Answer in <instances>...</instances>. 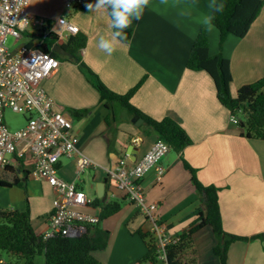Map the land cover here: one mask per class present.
Segmentation results:
<instances>
[{
    "label": "crops",
    "instance_id": "1",
    "mask_svg": "<svg viewBox=\"0 0 264 264\" xmlns=\"http://www.w3.org/2000/svg\"><path fill=\"white\" fill-rule=\"evenodd\" d=\"M216 1L214 0L215 4ZM212 2L213 0H168L167 4H161L160 0H150L143 18L132 22L131 41L117 44V50L111 56L97 47L100 36L111 37L108 17L88 10L84 15L75 16V19L80 21L81 32L88 37L87 47L81 55L107 86L115 92L126 93L144 76H148L132 98V104L157 120L173 118L193 141L192 145L170 159L168 164L165 162L167 172L162 180L157 179L154 170L143 179L147 201L158 204L156 213L167 234L178 236L185 232L201 207L200 197L191 183V175L183 166V156L198 170V177L203 184H213L220 188L219 204L224 230L230 234L252 237L264 233V199H257L264 198V141L242 137L238 123L231 120V112L219 102L210 75L205 71L191 72L186 68L201 28L207 29L210 39H215L219 34L214 27L209 30L201 23L203 17L209 14L208 5ZM88 3H95V0H86L85 7ZM66 4L67 0H40V4L31 0L28 13L47 21L65 14L73 18L74 13ZM222 51L230 59L233 96H237L241 87L263 78L264 9L248 34L242 39L228 37ZM218 53L219 48L214 50L210 47L211 55ZM61 62L59 70L45 81L44 86L57 107L64 111L68 112L69 108L92 109L85 118L70 117L78 147L101 165L91 172L96 196L98 183L104 182L106 177L104 167L118 162L129 153L131 147V158L141 159L155 145L158 136L153 133L147 139L143 138L138 134L140 131L145 132L143 124L137 126L132 121L133 117L127 120L129 118L121 113L117 153L110 154L104 137L107 110L99 105L98 91L75 63ZM100 168L102 171L97 170ZM75 169V160L70 158L69 163L61 168L63 178L73 180ZM9 174L16 176L8 168L0 170V180L12 182L15 176L10 180ZM112 187L113 184L109 182L108 188L105 186L106 192L110 193ZM3 188L13 190V187ZM28 191L33 195H42L44 199V206L39 208L40 213L44 214L38 220L31 216L37 234L41 235L49 229L48 226L45 227V220L53 208L54 191L46 181L30 177ZM5 197L0 193V210H17L8 207ZM117 200H124L131 207L121 221L109 259L101 257L100 261L103 264H137L146 254L147 245L139 236L132 234V231L141 229L153 234L152 223L127 199L118 197ZM139 216H142L143 224L139 223ZM38 227L43 228L40 233L37 231ZM124 245L132 247V251L128 254L123 252ZM195 249L198 250L196 257L201 264L200 244H196ZM0 257L6 262L9 259L5 253H0ZM228 264H264V241H239L232 244L228 251Z\"/></svg>",
    "mask_w": 264,
    "mask_h": 264
},
{
    "label": "trees",
    "instance_id": "2",
    "mask_svg": "<svg viewBox=\"0 0 264 264\" xmlns=\"http://www.w3.org/2000/svg\"><path fill=\"white\" fill-rule=\"evenodd\" d=\"M219 3H223L225 7L223 12L214 14L213 24L219 32L221 48L230 36L244 38L264 9V0H217L216 4ZM72 10L75 12L88 11L85 5L75 6ZM125 34L127 39L122 43H129L133 37V29L131 27L126 29ZM56 44H58V36L52 33L44 40L40 48L45 52H52ZM87 44V35L79 32L62 42V46L73 54V59L61 56L54 51L52 54L61 61L75 63L87 81L98 91L99 105L107 110L104 119L107 129L104 137L110 154L117 153L116 141L121 113L129 118L127 120L135 115L143 118L142 128L145 133L156 134L158 139L170 145L172 151L181 153L193 144L186 130L173 118L165 117L157 120L132 104V98L143 86L148 76H144L126 93L113 91L84 61L81 53ZM222 50L218 54H210L208 31L206 28H201L186 68L191 71H205L210 75L214 81L219 102L237 117L242 137L264 141V77L241 87L237 96H233L230 59L224 56ZM117 107L122 109L119 116H117ZM91 110V108H69L68 112L73 118L82 119L90 114ZM240 114H244V119L240 117ZM181 160L184 168L191 175V183L200 197L201 207L196 211V218L190 223L188 229L178 235L179 240L166 246V262L160 263L159 247L151 232L141 229L132 231V234L139 236L147 245L146 254L137 264H199L195 245L204 239L205 229H210L215 236L212 248L215 261L210 264H228V251L236 242L264 241V233L252 237L227 233L223 227L219 204L220 188L213 184H203L198 177V170L183 156ZM19 169L22 176L19 173L16 174L15 166H9L8 170L14 172L16 176L12 182L0 180L1 186L5 188L17 186L27 195L29 172L21 166ZM103 181L108 188V177H105ZM123 203L124 200L103 201L96 197L94 208L100 210V222L90 225L88 232L77 238L56 235L46 239L43 234H37L28 206L25 210H0V253H5L9 257L5 264H34L36 258L41 255L45 256L44 264H103L94 256L95 252L107 249L111 236L110 231L102 227V222L117 215L122 210ZM188 254L191 258L185 259Z\"/></svg>",
    "mask_w": 264,
    "mask_h": 264
},
{
    "label": "built area",
    "instance_id": "3",
    "mask_svg": "<svg viewBox=\"0 0 264 264\" xmlns=\"http://www.w3.org/2000/svg\"><path fill=\"white\" fill-rule=\"evenodd\" d=\"M30 1L0 0V170L16 166L14 159H17V169L21 166L29 172L30 178L49 183L54 191L53 208L47 218L48 232L43 236L46 239L56 235L77 238L85 235L90 225L100 222V210L94 208L97 195L90 197L78 181L88 169L101 165L78 147L70 114L58 108L48 94L44 83L59 70L62 62L53 56V50L45 52L40 47L52 33L58 36V44H62L81 29L66 15L58 17L54 24L45 18L30 16ZM85 1L67 0L66 6L73 9L84 5ZM31 24L44 29L42 39L31 38L11 53L6 47L8 36L19 42ZM56 26L62 30L58 31ZM7 108L26 114L27 126L11 132L4 122ZM231 120L237 122V117L231 115ZM170 151V145L158 139L141 159H132L130 153H126L112 166L104 167L106 177L113 184L108 198L127 199L151 221L163 262L167 260L166 246L179 238L166 233L156 213L158 204L147 201L143 179L154 170L157 179L162 180L167 170L161 162ZM65 157L75 160L76 177L73 181L59 176L61 160ZM5 262L0 257V264Z\"/></svg>",
    "mask_w": 264,
    "mask_h": 264
},
{
    "label": "rangeland",
    "instance_id": "4",
    "mask_svg": "<svg viewBox=\"0 0 264 264\" xmlns=\"http://www.w3.org/2000/svg\"><path fill=\"white\" fill-rule=\"evenodd\" d=\"M34 1H35V3L40 4V0H34ZM56 1H58V0H56ZM89 1H91V0H89ZM71 11H72V13H74L73 18H71V16L69 14H65V15L69 16L68 19L70 20V18H71V20L74 21L80 27V23H79L80 21L75 19V16L82 15V14L84 15V14H86V13H84L86 11H79V12H75V10H71ZM41 16H43V15H41ZM55 20L56 19H49V21L53 24L55 23ZM56 29L58 31L62 30L60 26L57 27ZM216 31H217V29H216ZM43 34H44V29L42 27L33 26V24H31L27 30L26 37L24 36V38L21 39L19 42H16V39L13 36H8V38L6 40V47L9 49V51L11 53H14L19 48H21L26 42H28L29 39H31V38H36L37 40L42 39ZM209 42H210V47L214 50L216 48H219V52H220V50L225 49L226 42L223 45V48H221L219 34L217 36H215V39L209 38ZM45 88H46V86H45ZM121 110L122 109L120 107H117V116L120 115ZM3 116H4V122L11 132L19 131V130H21L27 126L28 116L26 114L16 113L11 108H7L5 110ZM240 117L244 119V114H240ZM138 134L142 135V137L146 138V139L148 137L152 136V135L146 134L143 131H140ZM103 152H104V154H106L104 147H103ZM176 155H177V152L171 151L162 160L161 164L164 166V168L166 170H167V167H166L165 162H167V164H168V161ZM166 158H168V159H166ZM61 161H62V167H63L67 163H69L70 158L65 157V158H62ZM96 162L98 163V161H96ZM97 170L102 171L101 168L97 169ZM75 171H76V169H75ZM92 171H93V168H90L84 174H82L81 179H80V181H78V183L81 185V187L85 190V192L90 197H95V193H94L95 187H94V182H93V179L91 176ZM16 174L18 175V172ZM2 176H4V174H2ZM14 176L15 175H13V174H9V177L11 178L10 180H13L12 178ZM59 176L63 178L61 171L59 173ZM73 180H75V178ZM73 180H71V181H73ZM0 193L6 196L5 198L7 199L8 207L11 206L10 208H14V209L17 208V210H22V209L25 210L28 206L33 219L38 220L41 217V215L44 214V213H40V210H39L40 207L44 206V199H43L42 195H39V194L33 195V194L29 193V191H28V194L26 195L23 192V190L18 188L17 186H14L13 190L4 189L1 186V182H0ZM111 200L117 201V198L112 197ZM130 207L131 206L129 204L124 202L122 205V210L120 213H118V215H116L114 217H110L109 219L104 220L102 222V227L105 229H108L111 233V236H110L108 248L105 251L94 253V256L99 261H100L101 257H103V258L107 257V259H109L111 247L113 246L114 241L116 240V236L120 230L121 221L123 219H125V217L127 216ZM43 212H46V211H44V209H43ZM139 217H140L139 223L143 224L144 220H143L142 216H139ZM45 222H46V225H45V227H46V226H48L47 218H46ZM131 228H133L132 225H131ZM42 229L43 228L38 227V229H37L38 233H40V231ZM166 233H168V232H166ZM203 235H205L204 239L198 242V244H200V246L202 248L201 264L202 263L203 264L204 263L210 264V263H213V261L215 260V256L212 253V248H213L214 243H215V236L211 233L210 229H207V230L205 229V232ZM203 235L201 237H203ZM155 238L158 239L157 237H155ZM125 250H127V251H125ZM131 251H132V247H127L126 245H124L123 252H126L128 254V252H131ZM196 251L198 252V250H196ZM189 257L191 258V256L188 254L185 257V259H188ZM44 262H45V256L41 255V256H38L36 258L34 264H44ZM147 264H149V263H147Z\"/></svg>",
    "mask_w": 264,
    "mask_h": 264
},
{
    "label": "clouds",
    "instance_id": "5",
    "mask_svg": "<svg viewBox=\"0 0 264 264\" xmlns=\"http://www.w3.org/2000/svg\"><path fill=\"white\" fill-rule=\"evenodd\" d=\"M160 2L161 4H167L168 0H160ZM149 5L150 0H95V3L86 4L89 12L104 14L109 19L108 27L111 30V37L105 38L103 35L100 36L97 42L98 49L107 56L113 55L117 50V44L127 39L125 30L131 27L133 20L140 21L143 18L145 9ZM224 7L223 3L217 5L213 0L208 5L209 14L203 17L201 23L211 30L214 27V14L223 12ZM108 200L111 199L108 198Z\"/></svg>",
    "mask_w": 264,
    "mask_h": 264
},
{
    "label": "water",
    "instance_id": "6",
    "mask_svg": "<svg viewBox=\"0 0 264 264\" xmlns=\"http://www.w3.org/2000/svg\"><path fill=\"white\" fill-rule=\"evenodd\" d=\"M54 52H56L57 54L61 55V56H67L70 59H73V54L68 52L63 46L62 44H56L53 49ZM132 121L137 125V126H141L144 123V119L140 118L138 115L133 116ZM132 149V147H131ZM130 149V150H131ZM129 150V153H131V151ZM14 162H16V164H18L17 159H14ZM18 172H20V169L18 168ZM106 184L104 182H100L97 185V197L102 199L103 201H108V192H106L105 189Z\"/></svg>",
    "mask_w": 264,
    "mask_h": 264
},
{
    "label": "bare ground",
    "instance_id": "7",
    "mask_svg": "<svg viewBox=\"0 0 264 264\" xmlns=\"http://www.w3.org/2000/svg\"><path fill=\"white\" fill-rule=\"evenodd\" d=\"M192 72V71H191ZM202 72V71H201ZM180 87H181V85H180ZM179 89V88H178ZM188 89V88H187ZM181 90H183V88L181 87ZM189 91V90H188ZM184 92H187V91H184ZM198 94V93H197Z\"/></svg>",
    "mask_w": 264,
    "mask_h": 264
}]
</instances>
